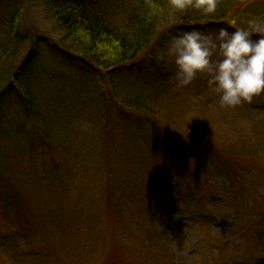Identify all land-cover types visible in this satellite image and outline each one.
Masks as SVG:
<instances>
[{
  "label": "rangeland",
  "instance_id": "obj_1",
  "mask_svg": "<svg viewBox=\"0 0 264 264\" xmlns=\"http://www.w3.org/2000/svg\"><path fill=\"white\" fill-rule=\"evenodd\" d=\"M17 2L25 16L20 32L28 38L22 57L33 45L38 53L22 76L29 104L15 91L0 101L5 174L0 177V259L9 264H264V154L255 150L257 160L244 161L245 185L235 191L226 173L210 165L214 157L197 154L195 145L178 141L172 132L197 123H187L197 140L194 128L207 119L219 142L226 141L220 131L231 134L228 150L240 146L239 139L252 148L263 143V149L258 134L264 98L222 108L205 79L178 88L174 65L156 55L140 68L105 79L85 64L64 67L51 45L77 53L51 7L46 1L0 0V19ZM236 2L220 0L216 16ZM33 31L39 42H31ZM151 95L182 118L180 130L165 124L161 130L138 109H120ZM35 114L49 118L51 134Z\"/></svg>",
  "mask_w": 264,
  "mask_h": 264
},
{
  "label": "trees",
  "instance_id": "obj_2",
  "mask_svg": "<svg viewBox=\"0 0 264 264\" xmlns=\"http://www.w3.org/2000/svg\"><path fill=\"white\" fill-rule=\"evenodd\" d=\"M37 1H46L51 7L57 25L63 30L66 39L72 43L71 45L74 47L75 53H77V55L72 54L71 50L63 49L57 44H52V52L65 60L62 62V65L67 67L69 64L70 67H73L75 64H85L95 71L98 78L101 77L102 79L108 78L113 73L133 70L143 66L149 57L153 58L156 55L158 44L168 32H173L177 29L190 30L191 28L214 30L221 25L227 26L233 19L237 21L236 26L241 28H247L252 20L264 23V0H236V3L222 10L220 14L210 20H203V18L199 17L198 13L192 11H189L187 14L172 13L169 8V0H157L161 6V14H153L146 6L145 0H106L109 4L105 5V7H101L97 3L100 0ZM19 3L17 2V4L11 6L6 11V15L0 19V101L15 91L22 102L28 105L31 96L28 88L22 83V76L31 67L35 56H37L38 47L37 45H33L34 47H30V52L22 57V52L28 38L20 32L25 16L24 7ZM229 31L233 32L235 29L229 28ZM37 38H39L38 34L36 35L35 31H33L31 42L36 43V40L39 42L40 40ZM252 38L259 39L256 35ZM45 42L44 40L42 43ZM70 61L74 63L71 64ZM48 68L51 67L48 66ZM55 71L61 74L63 70L55 68ZM107 97H110V95L108 94ZM141 98V100L139 99L140 102L133 106H130L131 104L127 102L124 103L120 109H138V111L142 112L138 113L141 114L143 119L156 122L161 130H165V128H162L160 125L165 124L171 128L174 127L180 130V125L185 124L181 120L182 118L179 119L180 117L176 116L171 108L164 109L158 104V102H162L164 105L167 103L159 101L157 95ZM58 100L60 99L58 98ZM112 100L113 96H111ZM109 107L105 108L104 117L106 123L104 126L108 125L107 117H109V113L107 109ZM36 116L35 119L39 118L42 120L43 128L47 134H51L52 123L49 118L42 117L40 114ZM176 117L179 118L177 119ZM201 122L200 128L193 127L194 131L200 134L197 140L192 136L193 134L189 131L190 126L187 124L193 122L186 123L187 131L181 129L183 133L172 131L174 133L173 136L180 142L185 141V144L195 145L199 149L197 154H200L201 151L206 159L214 157L215 162H211L210 165H213L218 173L223 175L226 173L227 178L230 180L229 183H231L232 187H236L235 191H237L238 187L241 188L245 185V183L241 184L243 182L241 179L242 175L247 171L244 161H256L257 159L253 158L256 151L259 154H264V148L262 149L263 143L259 145L260 148L256 146L252 148L248 146L246 141L239 139L240 146L235 143L228 150L227 145L228 143L229 145L231 144L228 142L231 134H227L226 131H220L222 135H226V141L219 142V138L214 133L215 129H212L208 125L207 119H203ZM258 136L260 137L259 140L264 139V126ZM253 140H251V143H254L252 142ZM217 142H219L218 147H214ZM212 147L213 149L210 151ZM187 148L191 147L187 146ZM155 149L153 150V154L158 156L159 154ZM188 154L189 152L186 153V155ZM8 165L9 160L6 155V173ZM162 165L164 170H166L165 172H168V167L164 164ZM0 177L5 179L1 166ZM235 194L237 195V192ZM259 238L254 242L252 241L251 244H258ZM157 239L160 244L165 242L164 240L161 241L159 236ZM217 250L220 251L222 248ZM0 264H9V260L6 259L5 262L1 258Z\"/></svg>",
  "mask_w": 264,
  "mask_h": 264
},
{
  "label": "clouds",
  "instance_id": "obj_3",
  "mask_svg": "<svg viewBox=\"0 0 264 264\" xmlns=\"http://www.w3.org/2000/svg\"><path fill=\"white\" fill-rule=\"evenodd\" d=\"M145 4L153 14H161L157 0H145ZM219 5L220 0H169L172 13L192 11L203 20L215 18ZM236 25L233 19L214 30L170 32L156 57L174 65L173 79L178 88H186L198 78L205 79L222 108L258 103L264 98V23L252 20L247 28ZM254 35L259 39L254 40Z\"/></svg>",
  "mask_w": 264,
  "mask_h": 264
}]
</instances>
